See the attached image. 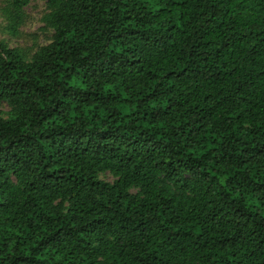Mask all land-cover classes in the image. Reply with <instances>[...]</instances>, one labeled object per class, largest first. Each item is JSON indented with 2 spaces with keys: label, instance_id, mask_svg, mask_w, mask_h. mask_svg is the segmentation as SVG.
Listing matches in <instances>:
<instances>
[{
  "label": "trees",
  "instance_id": "1",
  "mask_svg": "<svg viewBox=\"0 0 264 264\" xmlns=\"http://www.w3.org/2000/svg\"><path fill=\"white\" fill-rule=\"evenodd\" d=\"M39 1L45 43L0 40V264H264V0Z\"/></svg>",
  "mask_w": 264,
  "mask_h": 264
},
{
  "label": "rangeland",
  "instance_id": "2",
  "mask_svg": "<svg viewBox=\"0 0 264 264\" xmlns=\"http://www.w3.org/2000/svg\"><path fill=\"white\" fill-rule=\"evenodd\" d=\"M26 20L24 25L19 29V35L15 38L9 37L8 34L2 32V21L0 19V40L4 39L8 42L10 47L15 46H30L33 42V38L39 44L45 43V37L39 30L42 26L40 23V17L44 12L43 2L39 0H32L30 5L26 7Z\"/></svg>",
  "mask_w": 264,
  "mask_h": 264
}]
</instances>
